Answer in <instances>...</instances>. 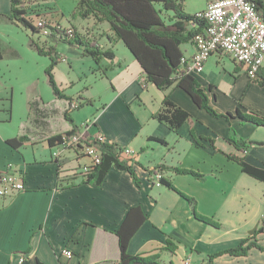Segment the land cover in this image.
<instances>
[{
  "label": "crops",
  "instance_id": "obj_1",
  "mask_svg": "<svg viewBox=\"0 0 264 264\" xmlns=\"http://www.w3.org/2000/svg\"><path fill=\"white\" fill-rule=\"evenodd\" d=\"M50 3L55 4L58 22H65L63 27L74 26L80 32L88 28L87 35L96 38L103 48L111 47L115 57L103 58L97 65L68 44L66 52L61 51L58 45L62 42L46 36L51 39L46 40V48L53 45L60 55L53 68L56 83L66 95L80 101L81 106L73 109H68V100L57 98L51 88V94L43 98L32 85L16 87L14 80L0 70V169L13 164L20 168L24 180L23 190L0 197V264H119L114 231L135 206L141 208L145 219L130 237L127 252L159 254L164 263L204 264L207 255L252 236L264 218V181L242 171L229 156L242 157L264 169V127L238 118L214 117L196 106L179 87L161 90L151 82L143 85L140 63L122 40L112 45L107 39L106 34H112L108 22L77 25L68 18L64 20L67 14L60 6L62 0ZM75 5L76 0L69 9ZM259 10L264 17V9ZM9 13L10 0H0V61L15 55V49L1 39L4 27L18 25L9 19ZM88 19L94 22L93 17ZM181 49L184 55L194 51L191 42L182 44ZM61 64H67L65 75L59 69ZM191 73L216 112L239 107L264 115V81H258L264 69L257 79H251L240 63L224 53H215L206 59L200 72ZM97 81L107 91L104 97L92 93ZM72 89L74 92H70ZM166 94L195 121L172 131L153 118ZM83 106H89L90 111L78 119L75 113ZM65 113L78 126L92 119L89 134L99 133L105 141L129 149L139 185L127 170L114 165L99 185L81 181V166L89 158L79 150L48 144L49 137L72 128ZM191 129L196 136L213 139V143L201 140L197 145ZM12 138L20 142L18 147L6 142ZM248 140L263 144L247 146ZM243 142L245 150L241 149ZM158 164L168 166L161 175L193 197L198 212L212 217L220 227L196 219L184 197L154 183V174L149 176L148 169ZM170 167L190 169L199 176L177 174ZM167 239L175 246L173 252L163 249ZM251 240L261 248L251 247L245 255L217 256L214 264H264V230ZM64 248L72 255H62Z\"/></svg>",
  "mask_w": 264,
  "mask_h": 264
},
{
  "label": "trees",
  "instance_id": "obj_2",
  "mask_svg": "<svg viewBox=\"0 0 264 264\" xmlns=\"http://www.w3.org/2000/svg\"><path fill=\"white\" fill-rule=\"evenodd\" d=\"M183 2L184 0H76L73 15L77 13L82 18L93 17L95 23L108 22L112 34H106L107 39L112 45L117 40H122L134 58L140 63L143 73L146 76V82L153 83L161 90H166L170 86L181 88L190 96L196 106L204 109L214 117H223L226 120L229 118H238L241 122H248L256 126L264 127V115L254 111H243L237 107L234 111H227L225 113L216 112L209 104L204 89L200 86L196 77L189 71L187 63L181 64L180 59L183 55L181 45L192 42L194 35L205 27V21L203 19L196 17L194 14L187 13L184 10ZM254 2L258 9H264L263 0H254ZM162 11L170 12V15L165 18L162 15ZM25 13L24 0H10L9 19L29 29L32 33H41L40 27L33 26L25 16ZM48 30L49 32L46 33V36L56 37L58 41L81 50L82 54L90 56L97 65L103 58L112 60L115 57V53L111 47L103 48L96 38H90L86 33L80 32L74 26L68 28L48 26ZM31 44L40 54H46L51 59L44 71L47 83L53 94L57 98L67 99L68 109H73L70 108V102L73 98L66 95L54 79L53 68L60 60V55L55 50V47L50 45L44 49L34 41H31ZM263 69L264 65L258 70V75H261ZM258 81L263 83L264 75ZM65 118L70 122L72 128L63 134L70 135L79 126L73 122V119L68 113H65ZM153 118L166 124L172 131H177L185 122L195 121L189 112L172 102L167 94L162 99L159 111L153 114ZM190 135L197 145H201V140H206L210 144L213 143V139L209 137L196 136L193 129L190 130ZM61 136L62 134H58L49 137L48 144L50 146L60 144L62 142ZM150 139L166 144V141L162 139L154 137H150ZM6 142L15 148L20 145V142L15 138L7 139ZM93 143L100 149L101 157L99 162L93 165L85 176H82L81 181L99 185L107 170L114 165L120 169L127 170L135 184L139 185L138 177L131 166L134 159L129 154L124 153L125 147L118 143L102 141H94ZM252 144L261 145L263 142L247 141V146ZM247 146L243 142L241 149L245 150ZM229 157L240 164L242 171L264 181L263 168L255 167L247 163L242 157ZM166 168L168 166L158 164L148 169L149 176L155 173H161ZM170 168L177 174L199 176L197 172L190 169L179 167ZM159 182L184 197L190 204L192 214L196 219L214 227H220V224L213 220L212 217L202 215L198 212L196 200L193 197L178 190L172 182L162 175L159 178ZM144 219L145 215L141 211V208L139 206L132 207L127 211L120 226L114 231L118 239V263L173 264L171 261L167 263L162 262L159 259V254L139 255L129 254L127 252L130 237ZM263 230L264 218L261 219L260 225L253 229L252 236L240 240L233 247L207 255L204 264H214V258L223 254L232 256L245 255L251 247L261 248L251 238ZM163 249L173 252L175 246L167 239Z\"/></svg>",
  "mask_w": 264,
  "mask_h": 264
},
{
  "label": "built area",
  "instance_id": "obj_3",
  "mask_svg": "<svg viewBox=\"0 0 264 264\" xmlns=\"http://www.w3.org/2000/svg\"><path fill=\"white\" fill-rule=\"evenodd\" d=\"M205 21V27L193 37L194 51L191 55H182L181 64L187 63L190 72H200L204 62L215 53H224L232 60L240 63L248 77L254 78L258 70L264 65V17L257 8L254 0H209L206 6L194 13ZM31 24L40 27L46 33L48 26H58L57 21H50L37 15L34 21L27 17ZM146 82L145 74L140 77ZM80 101L72 100L70 108H78ZM93 124L92 119L83 122L70 135L62 134L63 148L79 150L89 158V162L81 166V176H85L93 165L99 162L100 149L93 143L102 141L104 137L99 133H88ZM124 153L130 150L124 148ZM161 173H155V184L159 185ZM24 189L23 174L20 168L13 164L0 169V197H11ZM61 254L69 257L72 252L64 248ZM22 261L23 258L20 257Z\"/></svg>",
  "mask_w": 264,
  "mask_h": 264
},
{
  "label": "rangeland",
  "instance_id": "obj_4",
  "mask_svg": "<svg viewBox=\"0 0 264 264\" xmlns=\"http://www.w3.org/2000/svg\"><path fill=\"white\" fill-rule=\"evenodd\" d=\"M63 3L60 5L63 12L67 14L64 17V20L68 18L72 23L77 25H86L95 23L93 20L87 18H82L79 14H74L75 7L69 9L71 2L74 0H62ZM206 3V0H184V10L187 13L194 14L197 9L203 8ZM24 6L26 9L25 16L33 21L37 19V15H40L41 18L44 17L50 21H57V27H63V23L58 22V15L54 14L55 4L50 3V0H24ZM162 15L167 18L170 15V12L162 11ZM63 17L61 18V20ZM98 24V23H95ZM56 27V26H55ZM88 28L85 29V31ZM83 31L82 33H86ZM87 34V33H86ZM94 38V37H90ZM1 39L9 43L11 47L15 49V55L11 57H5L2 61H0V70L4 73L5 76H9L14 80V84L16 87H25L26 84L32 85L35 91H40L43 98L48 97L51 94L50 87L47 83V78L45 75V69L49 65L51 59L46 54H40L37 49L31 44V41L36 42L39 46L44 49L47 46L48 42H51L50 38L46 37V34L42 33H32L29 29L24 28L22 25H9L2 29ZM46 40L48 41L46 43ZM58 48L66 52L69 48L66 44L60 43ZM68 54V53H67ZM70 56V54H68ZM59 69L62 71V75H65L68 71L67 64H61ZM258 73L256 77L251 79H257ZM101 82H96L93 85L92 93L99 94L104 97L107 95L106 90L101 89ZM70 92H74V90H70ZM96 98V97H94ZM90 111L89 106H83V108L76 111L75 115L78 119L83 118ZM69 148V147H67ZM161 184V183H160Z\"/></svg>",
  "mask_w": 264,
  "mask_h": 264
}]
</instances>
